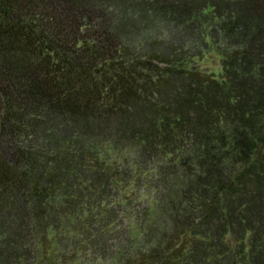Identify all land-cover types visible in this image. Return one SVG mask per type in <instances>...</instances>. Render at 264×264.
<instances>
[{
    "label": "trees",
    "instance_id": "trees-1",
    "mask_svg": "<svg viewBox=\"0 0 264 264\" xmlns=\"http://www.w3.org/2000/svg\"><path fill=\"white\" fill-rule=\"evenodd\" d=\"M0 264H264V0H0Z\"/></svg>",
    "mask_w": 264,
    "mask_h": 264
},
{
    "label": "rangeland",
    "instance_id": "rangeland-1",
    "mask_svg": "<svg viewBox=\"0 0 264 264\" xmlns=\"http://www.w3.org/2000/svg\"><path fill=\"white\" fill-rule=\"evenodd\" d=\"M203 67L206 68L208 71H212L215 74H219L221 69L219 56L211 53L206 55L203 60Z\"/></svg>",
    "mask_w": 264,
    "mask_h": 264
}]
</instances>
